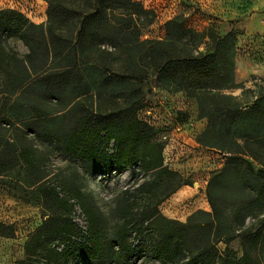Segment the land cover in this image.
I'll return each mask as SVG.
<instances>
[{"label": "trees", "instance_id": "16d2710c", "mask_svg": "<svg viewBox=\"0 0 264 264\" xmlns=\"http://www.w3.org/2000/svg\"><path fill=\"white\" fill-rule=\"evenodd\" d=\"M55 1L58 4L52 17L57 16L60 25L68 22L73 26L72 33L77 30L74 54H67L73 61L60 67L49 64L57 38L62 39L63 50L72 44L70 38L56 33L55 25L45 33L21 12L4 9L0 10V68L12 82L13 62H19L23 79L18 89L27 92L45 87L50 99L61 103L67 96L69 100L61 110L51 111L34 98H18L1 121L17 126L23 135L34 134L56 143L99 174L125 172L138 164L142 172L154 176L153 180L125 191L124 206L117 209L123 222L116 231L119 250L115 261L129 262L138 252L147 251L164 264H253L248 253L238 259L220 254L216 246L192 250L190 243L197 233L192 220L185 223L163 215L159 205L164 198L139 207L135 197L138 193L157 195L163 185L169 186L166 194L169 195L185 184L179 172L165 165L164 146L153 141L157 128L138 113L143 106L139 81L147 76L149 68L154 69L156 85L163 83L169 91H185L197 99L202 117L209 119L200 143L231 154L222 173L239 174L243 170L253 178L248 181L251 186L264 185V91L245 110L238 97L224 92L237 85L236 35L227 33L211 50L196 54L177 45L188 35H199L179 19L168 22V27L176 25V29L165 41L136 37L138 17L147 12L134 0H84L82 9H71L61 0H50L51 10ZM8 32L18 35L30 48L22 59L3 46L1 37ZM44 36L45 42L40 40ZM104 43L112 48H102ZM40 49H45L48 61L42 67L35 65ZM92 52L101 54L100 62L82 60ZM114 61L124 65L122 70L117 71L109 64ZM86 96L89 101L83 100ZM20 156L29 169L36 168L32 146L24 145ZM49 194L60 204L70 203L68 197H62L56 190ZM210 201L217 216V206L211 197ZM80 204L89 221L86 235L69 217L48 220L28 240L27 259L19 264L33 261L32 257L47 247L46 242L58 240L68 243V247L60 251L54 248L49 255L53 260L79 251L92 262H111L112 258L105 254L108 239L100 216L83 198ZM131 232L136 233L138 244L128 240ZM254 237L258 243L261 234Z\"/></svg>", "mask_w": 264, "mask_h": 264}, {"label": "rangeland", "instance_id": "374dc122", "mask_svg": "<svg viewBox=\"0 0 264 264\" xmlns=\"http://www.w3.org/2000/svg\"><path fill=\"white\" fill-rule=\"evenodd\" d=\"M61 1L71 9L84 6V0ZM134 1L147 12L137 21L139 33L136 37L141 40L165 41L176 29V25L168 27V22L179 19L187 29L199 35H188L177 45L197 54L198 51L206 53L211 50L217 40L233 32L237 38V85L224 92L238 97L245 110L264 91V0ZM30 2L36 9L32 22L40 31L47 33L53 24L57 27V34L72 41L70 48L63 50L64 43L57 38L49 64L60 67L72 62L73 58L67 54H74L72 47L78 38L77 30L72 33L73 26L68 22L60 25L58 17H52V11L56 14L57 1L53 10L50 0ZM8 6L7 2L0 1V10L9 9ZM40 40L45 42L46 37H40ZM1 41L7 52L17 58L22 59L30 52L18 35L4 33ZM104 44L102 48H112L109 43ZM44 51H37L35 65L38 67L48 62ZM100 58L99 52H92L82 60L100 62ZM109 64L117 71L124 66L115 61ZM12 71L14 80L10 82L0 68V264H19L27 259L25 247L28 240L48 220L69 217L86 235L89 221L80 204L82 198L100 216L108 239L105 254L112 258L106 264H164L147 251L138 252L129 262L114 260L119 250L116 231L123 222L117 209L124 206L125 191L138 187L145 180H153L154 176L142 172L138 164L125 172L99 174L56 143L34 134L23 135L17 126L2 122L18 98H34L51 111L61 110L69 100L67 96L61 103L50 99L45 87L40 86L23 92L18 89L23 79L21 64L13 62ZM147 72V76L139 81L143 96L139 116L157 128L153 141L164 146L165 165L179 172L185 184L169 195H166L168 185H163L157 195L138 193L135 195L137 205L144 207L164 198L159 205L163 215L185 223L192 220L197 226L195 238L190 243L192 250L216 246L222 255L241 259L248 253L253 264H264V185L251 186L248 181L253 178L243 170L239 174L222 173L228 167L231 154L200 143L199 138L207 129L209 119L202 117L197 99L185 91H169L163 83L156 85L154 69L149 68ZM83 100L89 101L87 96ZM24 145L32 146L36 152L37 166L34 169H29L21 159L20 150ZM52 190L68 197L70 203L55 201L49 194ZM210 197L217 206V216ZM256 233L261 234L258 243L255 242ZM128 240L135 244L139 242L135 232L129 234ZM46 245L39 255L32 257L33 261L26 264H103V261L86 259L79 251L53 260L49 258L53 249L60 251L67 248L68 243L58 240L54 243L48 241Z\"/></svg>", "mask_w": 264, "mask_h": 264}, {"label": "built area", "instance_id": "2783aa9c", "mask_svg": "<svg viewBox=\"0 0 264 264\" xmlns=\"http://www.w3.org/2000/svg\"><path fill=\"white\" fill-rule=\"evenodd\" d=\"M1 2H7L9 4L8 8L17 10L29 18L30 21H34L32 15L35 13L36 9L34 5L31 4L30 0H0Z\"/></svg>", "mask_w": 264, "mask_h": 264}]
</instances>
